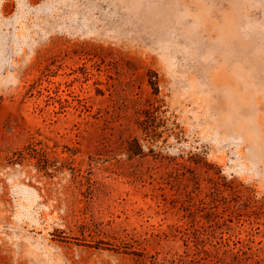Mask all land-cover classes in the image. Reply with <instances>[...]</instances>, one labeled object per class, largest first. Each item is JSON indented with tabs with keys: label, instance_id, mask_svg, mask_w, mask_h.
I'll return each mask as SVG.
<instances>
[{
	"label": "rangeland",
	"instance_id": "obj_1",
	"mask_svg": "<svg viewBox=\"0 0 264 264\" xmlns=\"http://www.w3.org/2000/svg\"><path fill=\"white\" fill-rule=\"evenodd\" d=\"M0 264H264V0H0Z\"/></svg>",
	"mask_w": 264,
	"mask_h": 264
}]
</instances>
